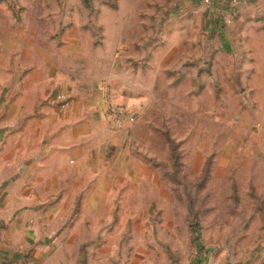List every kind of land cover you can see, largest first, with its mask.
I'll list each match as a JSON object with an SVG mask.
<instances>
[{"label": "crops", "instance_id": "obj_1", "mask_svg": "<svg viewBox=\"0 0 264 264\" xmlns=\"http://www.w3.org/2000/svg\"><path fill=\"white\" fill-rule=\"evenodd\" d=\"M189 1L233 15L232 0ZM74 9L0 0V264H264L261 245L237 244L207 246L201 263L188 245L173 261L167 181L109 112L141 107L143 85L118 66L110 37L96 44L86 21L70 19ZM148 76L150 90L156 70Z\"/></svg>", "mask_w": 264, "mask_h": 264}, {"label": "rangeland", "instance_id": "obj_2", "mask_svg": "<svg viewBox=\"0 0 264 264\" xmlns=\"http://www.w3.org/2000/svg\"><path fill=\"white\" fill-rule=\"evenodd\" d=\"M58 1L143 85L135 149L171 191L173 261L188 245L264 254V0L230 19L189 0Z\"/></svg>", "mask_w": 264, "mask_h": 264}, {"label": "built area", "instance_id": "obj_3", "mask_svg": "<svg viewBox=\"0 0 264 264\" xmlns=\"http://www.w3.org/2000/svg\"><path fill=\"white\" fill-rule=\"evenodd\" d=\"M202 2L206 5L213 4L214 0H202ZM233 2V15H236L238 13L237 5L239 0H232ZM55 99L58 103V106L60 109L64 110L67 109L72 101V98L62 92H58L55 95ZM109 112L114 120L118 121L123 126L132 127L136 124L138 119V110H132L131 108L125 106V105H118V104H112L109 107ZM195 257L199 258L200 263L202 262L203 255L201 254V251L197 249L195 251Z\"/></svg>", "mask_w": 264, "mask_h": 264}]
</instances>
